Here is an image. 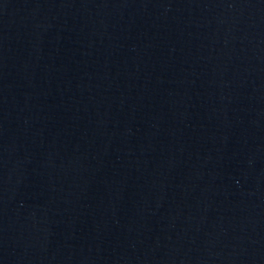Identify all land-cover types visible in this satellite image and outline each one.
Instances as JSON below:
<instances>
[{
  "label": "water",
  "instance_id": "water-1",
  "mask_svg": "<svg viewBox=\"0 0 264 264\" xmlns=\"http://www.w3.org/2000/svg\"><path fill=\"white\" fill-rule=\"evenodd\" d=\"M0 264H264V0H0Z\"/></svg>",
  "mask_w": 264,
  "mask_h": 264
}]
</instances>
